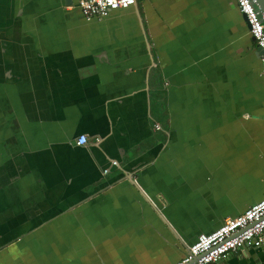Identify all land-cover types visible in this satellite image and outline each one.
<instances>
[{
  "label": "crops",
  "instance_id": "obj_1",
  "mask_svg": "<svg viewBox=\"0 0 264 264\" xmlns=\"http://www.w3.org/2000/svg\"><path fill=\"white\" fill-rule=\"evenodd\" d=\"M263 198L264 62L236 0L91 21L0 0V264H178ZM219 264H264V242Z\"/></svg>",
  "mask_w": 264,
  "mask_h": 264
},
{
  "label": "built area",
  "instance_id": "obj_2",
  "mask_svg": "<svg viewBox=\"0 0 264 264\" xmlns=\"http://www.w3.org/2000/svg\"><path fill=\"white\" fill-rule=\"evenodd\" d=\"M137 0H77V7L87 21L106 18L114 11L127 9ZM237 7L250 26V35L261 50L264 62V23L254 0H236ZM86 135L76 140V145L85 146ZM113 164H116L114 162ZM108 170L104 172L107 173ZM264 242V198L250 206L242 215L227 218L215 231L199 235L196 242L178 264H219L231 251L245 247H259Z\"/></svg>",
  "mask_w": 264,
  "mask_h": 264
},
{
  "label": "water",
  "instance_id": "obj_3",
  "mask_svg": "<svg viewBox=\"0 0 264 264\" xmlns=\"http://www.w3.org/2000/svg\"><path fill=\"white\" fill-rule=\"evenodd\" d=\"M254 4L256 6L257 11L259 12V14L262 17L263 23H264V0H254ZM244 19L246 20L245 16L243 15ZM247 22V21H246ZM248 24V23H247ZM248 28H250V26L248 25ZM252 40L254 41V39L252 38ZM258 52L261 55V50L260 48H258Z\"/></svg>",
  "mask_w": 264,
  "mask_h": 264
}]
</instances>
